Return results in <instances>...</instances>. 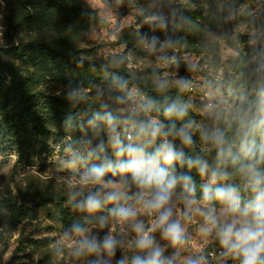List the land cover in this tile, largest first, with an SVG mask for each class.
<instances>
[{"label": "rangeland", "instance_id": "obj_1", "mask_svg": "<svg viewBox=\"0 0 264 264\" xmlns=\"http://www.w3.org/2000/svg\"><path fill=\"white\" fill-rule=\"evenodd\" d=\"M67 2L75 9L57 0H0V264H130L136 233L112 209L136 207L146 228L154 217L137 205L141 189L122 169L129 157L118 148L153 154L165 140L183 154V164L161 158L158 167L178 178L173 219L185 243L173 247L158 230L156 243L172 264L201 257V264H239L214 233L201 231L209 208L224 218L223 205L205 201L204 191L220 168L230 178L211 185L213 192L232 185L242 201L253 198L237 169L246 133L257 148L264 144V0ZM174 105L186 109L183 119L165 114ZM152 121L167 135L146 146L140 127ZM189 123L193 143L185 145L176 133ZM128 131L133 137L125 141ZM216 134L240 160L218 159ZM189 158L207 162L208 175L190 169ZM93 168L103 169L101 179L90 176ZM111 191L127 198L104 203ZM97 192L102 207L89 214L83 206ZM109 234L119 242L113 257L75 255L82 238L102 246Z\"/></svg>", "mask_w": 264, "mask_h": 264}, {"label": "clouds", "instance_id": "obj_2", "mask_svg": "<svg viewBox=\"0 0 264 264\" xmlns=\"http://www.w3.org/2000/svg\"><path fill=\"white\" fill-rule=\"evenodd\" d=\"M165 114L183 119L186 109L174 105L166 109ZM188 127H191V123L182 126L176 133L185 145L193 143L191 135L186 131ZM139 134L146 138L144 141L146 146L155 144L162 134L167 135L162 133V125L156 121L141 125ZM247 135L246 133L245 139L240 144L243 161L240 162L237 170L246 179V188L253 198L246 202L242 201L238 189L232 185L216 187L213 192L210 186L215 185L219 180L229 179L230 173L220 168L212 170L209 186L205 187L204 200L215 199L223 205L224 218L221 219L216 214L214 207L209 208L203 213L204 225L201 231L206 235L214 233L223 249V254L237 260L239 264H264V169L260 167L264 164V144L257 148L255 141L249 142ZM213 142L217 147L219 160L225 157L231 158L233 163L240 160L239 156L232 154V145L228 144L223 134L214 135ZM117 144H119L118 139ZM117 154L119 156L126 154L129 157L128 163L121 167L132 174V182L141 189L135 194L137 205L144 214L154 217L152 227L146 228L143 221L136 219L139 214L136 207L112 209L111 214L120 222L131 223L136 233L137 251L131 257L130 264H172V260L164 256V250L156 243L153 233L158 230L162 239L169 241L173 247L185 243V229L179 220L173 219L172 198L178 178L172 174V170L159 168L158 163L162 158L169 166L177 161L183 164V154L178 156L167 140L159 144L153 154H146L144 147L132 144L127 147L121 145ZM187 165L190 169L195 167L201 177L209 173V165L200 159L189 158ZM90 176L95 180L101 179L103 169L93 168ZM179 182H182L186 191L194 192L190 176H180ZM126 198L127 194L124 192L111 191L105 195L103 202L116 204ZM193 202L187 200L186 208L190 209ZM83 207L89 214L98 212L102 207L100 193L90 195ZM75 231L79 233L83 230L76 228ZM118 243L111 234L103 240L102 246L95 238L84 237L79 241L75 255L96 254L103 250L111 258L115 255ZM202 260L203 257L189 258L187 264H201ZM119 264H129V261L126 258L119 261Z\"/></svg>", "mask_w": 264, "mask_h": 264}, {"label": "trees", "instance_id": "obj_3", "mask_svg": "<svg viewBox=\"0 0 264 264\" xmlns=\"http://www.w3.org/2000/svg\"><path fill=\"white\" fill-rule=\"evenodd\" d=\"M57 3L58 4H61V5H63L65 8H67V9H69V10H74L75 9V6L74 5H71L69 2H67V0H57ZM86 11V10H85ZM43 12H44V14H48V8L47 7H44L43 8ZM71 14H72V12H71ZM59 40L61 41V42H64L62 39H61V37H59ZM60 55H63V52L62 51H59L58 52ZM73 61H74V58L73 57H71V58H69V63L68 64H72L73 63ZM139 128V125H135V129H138ZM129 132V131H128ZM127 133H124V136H123V138H124V140L125 141H130V139H127ZM231 160V158H227V162H229ZM226 162V163H227ZM246 194L247 195H252L251 193H250V191H246ZM11 207L12 208H14V209H16V207H14V205H11ZM19 208H23L22 206H20Z\"/></svg>", "mask_w": 264, "mask_h": 264}, {"label": "built area", "instance_id": "obj_4", "mask_svg": "<svg viewBox=\"0 0 264 264\" xmlns=\"http://www.w3.org/2000/svg\"><path fill=\"white\" fill-rule=\"evenodd\" d=\"M126 136H127V139H132L133 134H132V132H128Z\"/></svg>", "mask_w": 264, "mask_h": 264}]
</instances>
